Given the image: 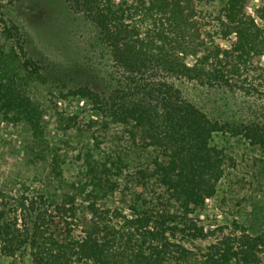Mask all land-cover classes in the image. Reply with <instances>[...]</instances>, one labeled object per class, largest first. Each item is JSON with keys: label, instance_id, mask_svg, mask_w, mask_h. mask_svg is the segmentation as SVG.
<instances>
[{"label": "trees", "instance_id": "obj_1", "mask_svg": "<svg viewBox=\"0 0 264 264\" xmlns=\"http://www.w3.org/2000/svg\"><path fill=\"white\" fill-rule=\"evenodd\" d=\"M67 1L96 26L114 71L99 90L78 84L65 92L85 99L108 131L109 125L116 130L108 137L105 133L108 145L102 152L97 136L89 137L98 153L87 150L75 178L60 180L63 194L69 195L58 204H74L85 194L81 201L98 209L118 191L116 211L129 210L133 227L97 221L75 234L68 222L32 214L45 203V194L11 200L0 188V253L16 256L26 250L33 264H264L257 259L264 240L225 236L203 259L179 243L212 234L190 215L215 196L229 166L225 151L212 144L213 135L247 141L264 162V109L199 105L177 85L179 80L193 82L263 105L264 0L255 15L247 0H224L212 15L194 0ZM9 31L17 39L7 48L0 45V111L25 125L40 146L47 142L46 125L28 87L46 85L54 77L30 58L17 26ZM60 120L71 123V117ZM47 147L34 157L45 158L49 173L57 177V153ZM19 210L28 212L24 229L17 226Z\"/></svg>", "mask_w": 264, "mask_h": 264}, {"label": "rangeland", "instance_id": "obj_2", "mask_svg": "<svg viewBox=\"0 0 264 264\" xmlns=\"http://www.w3.org/2000/svg\"><path fill=\"white\" fill-rule=\"evenodd\" d=\"M194 1L200 10L212 15L224 0ZM262 3L263 0H247V8L255 15L256 8ZM12 25L17 26L30 58L49 71L54 81L49 80L46 85L32 83L28 87L46 125L47 142L40 146L31 140L25 125L7 120L0 111V188L10 199H18L20 195L29 198L34 192L45 194V203L32 214L53 217L61 225L68 222L75 234H80L97 221L115 228L132 229V220L128 219L133 214L127 209L121 214L116 211L121 200L118 191L106 201H101L98 209L81 201L80 197L85 194H79L74 204H58L69 195L63 194L61 181L75 178L82 164L80 159L87 150L92 148L98 153L95 142L90 139L92 134L101 141L102 152L108 145L105 133L108 137L109 132L116 130L109 125L112 129L108 131L105 122L85 99L65 92L72 85H89L99 90L109 84L114 68L98 29L82 13L74 10L67 0H0V45L5 48L17 39L10 34ZM219 41L228 45L225 40ZM177 85L199 105L219 103L230 110L240 108L245 112L251 108L264 109V104L252 97L224 93L220 89L188 81L179 80ZM61 91L63 94L59 96ZM61 116L71 117V123L60 124ZM68 125L70 127L66 128ZM45 144L48 152L57 153L55 156L61 171L57 177L49 173L45 158L34 157L35 151L44 148ZM212 144L225 151L230 158L229 166L217 185L215 196L207 199L201 211L190 215L197 226L212 234L202 240L198 236H190L179 242L193 257L200 259L212 253L217 242L225 236L235 241L240 237L264 240V162L260 151L243 139L221 133L213 135ZM27 221L28 212L17 211L20 229L27 226ZM257 259L264 262V245L259 248ZM0 264H33V261L25 250L16 256L0 253ZM77 264L94 263L83 261Z\"/></svg>", "mask_w": 264, "mask_h": 264}]
</instances>
